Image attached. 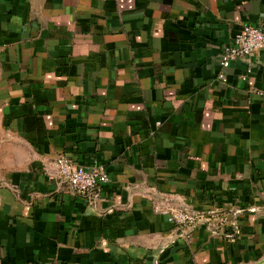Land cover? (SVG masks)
Instances as JSON below:
<instances>
[{"label": "crops", "instance_id": "crops-1", "mask_svg": "<svg viewBox=\"0 0 264 264\" xmlns=\"http://www.w3.org/2000/svg\"><path fill=\"white\" fill-rule=\"evenodd\" d=\"M247 24L264 0H0V264H264V49L218 78Z\"/></svg>", "mask_w": 264, "mask_h": 264}, {"label": "built area", "instance_id": "built-area-1", "mask_svg": "<svg viewBox=\"0 0 264 264\" xmlns=\"http://www.w3.org/2000/svg\"><path fill=\"white\" fill-rule=\"evenodd\" d=\"M264 49V29L259 26L247 24L236 35L233 43L222 55L220 65L222 72L219 79L226 80L225 70L237 60L250 59L258 50ZM245 80V78H243ZM51 181H57L61 186H66L72 193L79 196L91 195L96 189L106 184L110 176L104 165L96 164L85 167L73 162L69 157H57L54 169L49 174ZM156 213L166 215L172 225L182 231H190L199 225H206L212 229L225 227L227 217L221 209L209 211H192L184 206H169L158 202L154 206ZM190 235L186 236L189 239Z\"/></svg>", "mask_w": 264, "mask_h": 264}]
</instances>
